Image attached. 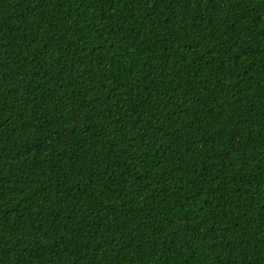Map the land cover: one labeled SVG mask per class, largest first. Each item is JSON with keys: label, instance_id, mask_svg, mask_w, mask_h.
Segmentation results:
<instances>
[{"label": "trees", "instance_id": "obj_1", "mask_svg": "<svg viewBox=\"0 0 264 264\" xmlns=\"http://www.w3.org/2000/svg\"><path fill=\"white\" fill-rule=\"evenodd\" d=\"M0 264H264V0H0Z\"/></svg>", "mask_w": 264, "mask_h": 264}]
</instances>
